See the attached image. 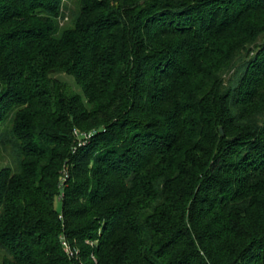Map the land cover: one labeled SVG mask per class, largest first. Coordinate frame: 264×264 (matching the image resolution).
I'll return each instance as SVG.
<instances>
[{"label":"trees","instance_id":"obj_1","mask_svg":"<svg viewBox=\"0 0 264 264\" xmlns=\"http://www.w3.org/2000/svg\"><path fill=\"white\" fill-rule=\"evenodd\" d=\"M61 2L0 0L1 264H264V0Z\"/></svg>","mask_w":264,"mask_h":264},{"label":"rangeland","instance_id":"obj_2","mask_svg":"<svg viewBox=\"0 0 264 264\" xmlns=\"http://www.w3.org/2000/svg\"><path fill=\"white\" fill-rule=\"evenodd\" d=\"M77 1L78 0H62L61 2V5H60V8L62 10H64L65 8L64 7H67V8H76L77 7ZM67 13V12H66ZM69 22L68 20H63L61 21V25H67ZM262 39H260L259 41H261ZM58 77H61L62 79H65V80H70L69 77H67V75L59 72L58 74H56ZM71 89L73 91L75 90H78L77 86H74L72 84V87ZM8 122V121H6ZM0 127H8V125L4 122H1L0 123ZM5 166H9L11 169L14 168V163L12 161V158L11 156L9 155L8 151L7 150H3V148L0 147V170L5 167ZM64 172H65V169H64ZM66 173H67V170H66ZM65 177H66V174L63 176L64 180H65ZM62 178V177H61ZM60 180H63L61 179ZM60 188H62V186H59ZM59 196H56L55 199H54V203L56 205V207L58 209H61V202H60V199L59 197H61L62 195V192L60 194H58ZM91 243V242H90ZM68 244V247H69V250H72L74 252V255H78L79 254V247H76V248H72L70 247V244L67 242ZM2 251H0V264H1V259H2Z\"/></svg>","mask_w":264,"mask_h":264},{"label":"built area","instance_id":"obj_3","mask_svg":"<svg viewBox=\"0 0 264 264\" xmlns=\"http://www.w3.org/2000/svg\"><path fill=\"white\" fill-rule=\"evenodd\" d=\"M63 246H64V249L68 255H70V256L74 255V252L72 250H69V247H68V244L66 241H63Z\"/></svg>","mask_w":264,"mask_h":264},{"label":"water","instance_id":"obj_4","mask_svg":"<svg viewBox=\"0 0 264 264\" xmlns=\"http://www.w3.org/2000/svg\"><path fill=\"white\" fill-rule=\"evenodd\" d=\"M220 132L222 133V129H220Z\"/></svg>","mask_w":264,"mask_h":264}]
</instances>
